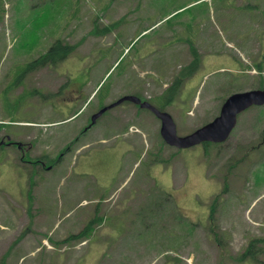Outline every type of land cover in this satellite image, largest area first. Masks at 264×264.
Masks as SVG:
<instances>
[{
	"label": "rangeland",
	"instance_id": "obj_1",
	"mask_svg": "<svg viewBox=\"0 0 264 264\" xmlns=\"http://www.w3.org/2000/svg\"><path fill=\"white\" fill-rule=\"evenodd\" d=\"M56 39L70 53L14 85ZM191 47L199 65L163 109L181 136L264 84V0H0V139L21 144L0 145V264L264 261V241L258 261L237 259L264 237V105L208 153L166 144L128 100L90 125L126 94L161 107Z\"/></svg>",
	"mask_w": 264,
	"mask_h": 264
},
{
	"label": "water",
	"instance_id": "obj_2",
	"mask_svg": "<svg viewBox=\"0 0 264 264\" xmlns=\"http://www.w3.org/2000/svg\"><path fill=\"white\" fill-rule=\"evenodd\" d=\"M138 104L141 108L150 110L160 121V135L163 140L176 148H188L202 142H223L230 135L236 125L237 115L251 105L264 104V88L249 89L230 94L221 104L219 113L211 121L196 128L192 132L180 136L176 132V124L172 116L158 109L148 101H142L135 95H124L118 100L102 107L93 114L91 123H94L107 109L125 101ZM264 134V127H263Z\"/></svg>",
	"mask_w": 264,
	"mask_h": 264
},
{
	"label": "trees",
	"instance_id": "obj_3",
	"mask_svg": "<svg viewBox=\"0 0 264 264\" xmlns=\"http://www.w3.org/2000/svg\"><path fill=\"white\" fill-rule=\"evenodd\" d=\"M104 31L105 30H103V32ZM72 49H73V46H70L68 43L62 42L60 39H56L48 47V49L44 53L40 54L34 60L36 62H38L40 67L43 65H51V63L55 64L59 61H62L68 55V53H70V51ZM190 54L192 56L191 61H189V63L186 66H184L183 69L176 76L173 77L170 84L167 86V88L164 90V92L160 96V99L162 100L161 107H158L155 105L158 109H160V110L165 109L166 105L170 104L171 102H173L177 98V96L181 90V87L183 86V83L197 69V67L199 65V59H200L199 54L194 47H191ZM256 68L258 69L257 71L259 73L262 72L261 67L256 66ZM257 77L258 78H256V80H257L256 81L257 82L256 88H263L264 84L262 81L263 80L262 77L261 76H257ZM148 101L151 102L150 100H148ZM263 140H264V138H263ZM203 144L205 146L204 149L206 150V153H208L209 149H208V146L206 148V145H208L210 143L204 142ZM29 199H32V196L30 194H29ZM216 201L217 200L215 199L213 206H212L213 210L215 209ZM96 216H98V215L96 214ZM98 220H100V218L97 219V217L90 219L81 230H79L76 233L69 234L66 238H64L63 241L67 242V241H71V240H78V239L84 238L85 236H87L89 234V232L92 229V227L94 226V224L99 222ZM214 235H215L216 239L220 238L215 233H214ZM257 241H264V237L251 239L248 242L245 249L243 250V252L237 257V259L239 261H245L247 259L253 260V261H258L257 257H258V254H260L262 248H261V246H257ZM260 264H264V261L260 260Z\"/></svg>",
	"mask_w": 264,
	"mask_h": 264
},
{
	"label": "flooded vegetation",
	"instance_id": "obj_4",
	"mask_svg": "<svg viewBox=\"0 0 264 264\" xmlns=\"http://www.w3.org/2000/svg\"><path fill=\"white\" fill-rule=\"evenodd\" d=\"M41 67L39 66V64H38V62H36L34 59L33 60H31L30 62H27V63H25L24 64V66L23 67H21L20 68V71H18V73H17V76H16V78H15V83H14V85H17V83H18V79H20L21 78V76H23V75H26V74H28L29 72H31V71H35V70H38V69H40ZM258 73V72H257ZM21 75V76H20ZM89 126H87L86 127V129L88 128ZM264 127V126H263ZM84 132V131H83ZM262 136H263V138H264V135H263V128H262ZM11 138H10V136L7 134L4 138H2V139H0L1 141H0V145L1 144H16V145H18V141H13V140H10ZM5 140H7V141H5ZM6 142V143H5Z\"/></svg>",
	"mask_w": 264,
	"mask_h": 264
}]
</instances>
